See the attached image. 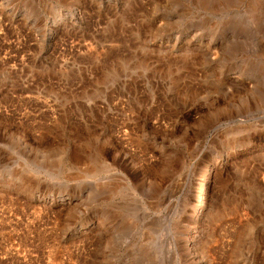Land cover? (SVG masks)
I'll use <instances>...</instances> for the list:
<instances>
[{"label":"rangeland","instance_id":"obj_1","mask_svg":"<svg viewBox=\"0 0 264 264\" xmlns=\"http://www.w3.org/2000/svg\"><path fill=\"white\" fill-rule=\"evenodd\" d=\"M217 1L0 0V264H264V0Z\"/></svg>","mask_w":264,"mask_h":264},{"label":"bare ground","instance_id":"obj_2","mask_svg":"<svg viewBox=\"0 0 264 264\" xmlns=\"http://www.w3.org/2000/svg\"><path fill=\"white\" fill-rule=\"evenodd\" d=\"M193 1V0H192ZM200 1V0H199ZM219 1V0H218ZM217 1V2H218ZM227 1V0H226ZM230 1V0H229ZM234 1V0H233ZM233 1H232V3H233ZM202 2V1H201ZM205 2V1H204ZM221 2V1H220ZM236 2V1H235ZM210 3V2H209ZM222 3V2H221ZM229 3V2H228ZM227 3V4H228ZM211 4V3H210ZM223 4V3H222ZM226 4V5H227ZM230 4V3H229ZM202 6V5H201ZM217 6V5H216ZM204 7V6H203ZM206 7V6H205ZM215 7V6H214ZM228 7V6H227ZM212 8V7H211ZM219 8H221V7H219ZM229 8V7H228ZM200 9H202V8H200ZM205 9V8H204ZM213 9V8H212ZM211 9V10H212ZM216 11V10H215ZM57 23H58V21H55V22H53V25H52V27H50V30L52 31L53 30V27L54 26H56L57 25ZM189 28V27H188ZM193 32V31H192ZM192 34V33H191ZM186 35H189V34H186ZM184 36V35H183ZM190 36V35H189ZM185 37V36H184ZM180 38V37H179ZM186 40V39H185ZM237 51V50H236ZM239 52V51H238ZM232 53H234V52H232ZM239 55V54H238ZM254 60V59H253ZM234 61V60H233ZM232 61V62H233ZM229 63V62H228ZM238 63V62H237ZM236 63V64H237ZM235 64V63H234ZM234 64H229V66H228V68H229V71H228V73H227V76L230 78V79H235V78H238V76L240 75L239 74V72H237V71H235L234 69H235V67H236V65H234ZM239 65V64H238ZM261 65V64H260ZM248 66V65H247ZM251 66V65H250ZM227 67V66H226ZM241 67V66H240ZM244 67V66H243ZM243 67H241V68H243ZM256 67V66H255ZM241 68H239V69H241ZM246 68V67H245ZM249 68V67H248ZM248 68H246L247 70H248ZM259 68V67H258ZM250 69H252V68H250ZM257 69V68H256ZM258 70V69H257ZM256 70V71H257ZM259 70H261V69H259ZM248 72V74H249V70L247 71ZM245 74H246V70H245V72H244ZM259 73V72H258ZM226 75V74H225ZM250 75V74H249ZM251 76V75H250ZM245 77V76H244ZM261 78L263 77V76H260ZM239 79V78H238ZM237 79V80H238ZM252 79V78H251ZM236 80V79H235ZM247 80V79H246ZM230 82V81H229ZM229 82H226V83H229ZM232 82V81H231ZM240 82V81H239ZM237 83V82H236ZM242 83V82H241ZM247 83H249V82H247ZM250 83H251V80H250ZM262 83H264V82H262ZM254 84H256L255 82L253 83L252 82V85H254ZM227 85V84H226ZM236 85V84H235ZM252 85L251 84H246L245 86L246 87H251V88H253V90H259V88H258V86H254V87H252ZM228 86V85H227ZM233 86V85H232ZM232 86L230 87V88H232ZM237 86V85H236ZM239 86V85H238ZM242 86V85H241ZM240 86V87H241ZM244 86V87H245ZM235 86H233V88H234ZM243 87V86H242ZM241 87V88H242ZM263 87H264V85H263ZM226 88H228V87H226ZM239 88V87H238ZM262 88V87H261ZM240 89V88H239ZM264 88H262V90H263ZM229 90V89H228ZM235 90V89H234ZM237 90V89H236ZM235 90V91H236ZM241 90H243V89H241ZM240 90V91H241ZM243 92H244V90H243ZM254 92V91H253ZM262 93L264 92V91H261ZM241 93V92H240ZM255 93V92H254ZM39 111V110H38ZM34 115H36V114H34ZM34 118V117H33ZM40 137V136H39ZM250 139V138H249ZM22 141V140H21ZM247 142V141H246ZM23 143V142H22ZM244 143V142H243ZM43 146V145H42ZM57 148V147H56ZM60 149V148H59ZM57 150V149H56ZM53 151V150H52ZM59 151V150H58ZM49 152V151H48ZM102 152V151H101ZM104 153V152H103ZM102 155V154H101ZM52 157V156H51ZM77 157V156H76ZM97 157V156H96ZM98 157H100V156H98ZM76 159H78V158H76ZM96 159V158H95ZM101 159V158H100ZM104 159V158H103ZM80 160V159H79ZM93 160V159H92ZM97 160V159H96ZM107 160V159H106ZM221 160V159H220ZM219 159H216V158H204L203 159V161H202V165L200 166V164L199 165H197V166H199L200 167V169L199 170H197V172L198 173H195L194 175H193V177H192V180H193V184H192V189H195V188H197L198 186H199V189L197 190V193L195 194L196 195V197L197 198H200V200H201V202H199L200 203V205L199 206H195V208H194V212H192L191 214H190V216H196L197 214H199L200 212H202V211H204V210H206L207 209V207L209 206V204L207 203V201H205L204 200V192H206L207 191V189H209V187H211L210 186V175H211V172L213 171L212 169L214 168V164L216 163V162H218V161H220ZM76 161V160H75ZM81 161H83V160H81ZM80 161V162H81ZM50 162V161H49ZM103 163V161H100L99 162V164H98V166L96 167V169H98V170H103V171H105V164H102ZM180 162V161H179ZM53 163V162H52ZM105 163V162H104ZM48 165H50V164H48ZM54 164H52V166H53ZM45 166V165H44ZM93 166V165H92ZM46 167H47V164H46ZM57 167V166H56ZM24 168V167H23ZM42 168V167H41ZM55 168V167H54ZM107 168V167H106ZM195 169V168H194ZM97 170V171H98ZM108 170V169H107ZM109 170H110V168H109ZM193 171V170H192ZM47 172V171H46ZM45 172V173H46ZM101 172V171H100ZM108 172V171H107ZM104 178V177H103ZM100 179V178H99ZM100 183V182H99ZM109 183V182H108ZM107 187V186H106ZM114 187V186H113ZM109 190L107 191V193L108 194H106V196L105 195H102V192L103 191H101V194L99 195L101 198H104V197H109V196H107V195H112V194H110L112 191H111V189H113V188H108ZM100 190V189H99ZM115 190V189H114ZM113 193V192H112ZM84 194V193H83ZM114 194V193H113ZM206 195V194H205ZM66 196V195H65ZM65 198L66 197H62L61 198V200H65ZM111 198V197H110ZM100 199V198H99ZM166 199V198H165ZM71 200V199H70ZM198 203V204H199ZM225 203V202H224ZM72 204H74L73 202L72 203H69V204H67V208H72L74 205H72ZM77 206V205H76ZM225 206V205H224ZM103 207V206H102ZM202 208V210H200V208ZM234 208V207H233ZM235 209V208H234ZM92 211V210H91ZM209 211V210H208ZM104 211L102 210V208H98V209H96V211H95V215H96V221H99V222H102V220L103 221H105L104 219H103V214L105 213H103ZM90 213V212H89ZM229 213V212H228ZM108 214V213H107ZM110 214V213H109ZM84 216V215H83ZM111 216V215H110ZM93 217V216H92ZM92 217H88V218H86V220L83 222V225H82V228L83 227H86V226H91L90 224H92L91 222H93L95 219H93ZM84 218V217H83ZM95 218V217H94ZM194 222V221H193ZM98 225V224H97ZM188 234V233H187ZM186 239H188V240H191V241H193V242H197V236H194V235H191V236H180L179 237V242L178 243H180V244H182ZM196 244V243H195ZM186 253V252H185ZM208 253V252H207ZM190 253H187L186 255L188 256ZM133 260V259H132ZM118 264H134V262H131L129 259H127V260H123V261H121V262H119Z\"/></svg>","mask_w":264,"mask_h":264},{"label":"built area","instance_id":"obj_3","mask_svg":"<svg viewBox=\"0 0 264 264\" xmlns=\"http://www.w3.org/2000/svg\"><path fill=\"white\" fill-rule=\"evenodd\" d=\"M52 33V32H51Z\"/></svg>","mask_w":264,"mask_h":264}]
</instances>
